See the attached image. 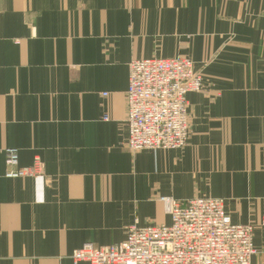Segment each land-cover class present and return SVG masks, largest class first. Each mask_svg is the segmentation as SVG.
<instances>
[{
    "label": "crops",
    "instance_id": "crops-1",
    "mask_svg": "<svg viewBox=\"0 0 264 264\" xmlns=\"http://www.w3.org/2000/svg\"><path fill=\"white\" fill-rule=\"evenodd\" d=\"M179 56L203 76L188 145L133 152L128 65ZM7 149L45 176L6 178ZM160 197L223 200L264 264V0H0V264L170 225Z\"/></svg>",
    "mask_w": 264,
    "mask_h": 264
},
{
    "label": "built area",
    "instance_id": "built-area-1",
    "mask_svg": "<svg viewBox=\"0 0 264 264\" xmlns=\"http://www.w3.org/2000/svg\"><path fill=\"white\" fill-rule=\"evenodd\" d=\"M127 147L133 152L180 150L191 136L187 97L203 88V76L188 57L133 60L128 65ZM108 121L107 117L103 118ZM8 179L45 176L40 160L18 168L16 149L6 150ZM170 225L126 229L119 245H83L73 264H253V226L234 224L221 199L179 202L160 198Z\"/></svg>",
    "mask_w": 264,
    "mask_h": 264
},
{
    "label": "rangeland",
    "instance_id": "rangeland-1",
    "mask_svg": "<svg viewBox=\"0 0 264 264\" xmlns=\"http://www.w3.org/2000/svg\"><path fill=\"white\" fill-rule=\"evenodd\" d=\"M183 57H185V56H183ZM188 58H190V57H188ZM191 59V58H190ZM192 60V59H191ZM194 62V61H193ZM199 71V70H198ZM188 145V144H187ZM160 198H164V197H160ZM167 198V197H166ZM168 198H171V197H168ZM159 202L164 206V203L163 202H161L160 201V199H159ZM164 208H165V206H164ZM166 211V210H165ZM167 213V212H166Z\"/></svg>",
    "mask_w": 264,
    "mask_h": 264
}]
</instances>
